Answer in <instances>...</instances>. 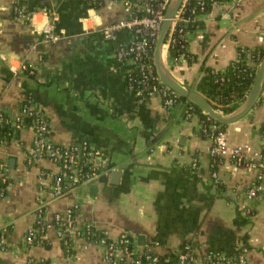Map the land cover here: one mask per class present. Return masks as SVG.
<instances>
[{"label":"crops","instance_id":"obj_1","mask_svg":"<svg viewBox=\"0 0 264 264\" xmlns=\"http://www.w3.org/2000/svg\"><path fill=\"white\" fill-rule=\"evenodd\" d=\"M17 5L34 10L33 19L20 17ZM129 11L123 0L99 7L84 0H0V114L14 117L31 101L49 118L54 143L87 142L103 153L97 174L52 196L49 185L60 164L49 156L29 159L35 129L20 127L10 139L0 135V164L12 178L7 195L0 196V264H113L98 242L69 233L72 252L64 247L55 215L76 203L77 226L90 223L113 238L128 232L140 252L151 251L163 262L177 264L190 248L195 264H205L213 252L264 264V173L259 177L262 157L255 155L264 145V85L252 117L227 122L222 133L227 146L241 147L259 167L225 156L216 183L213 140L199 133L200 113L191 101L181 96L170 108L151 87H130L134 63L116 53L130 42L131 30H120L116 38L102 31ZM199 18L203 26L188 34L193 57L173 60L163 46L166 65L188 88L203 66L225 69L239 48L264 44V0L217 2ZM49 21L61 36L56 41L45 37ZM23 59L37 63L34 75L19 68ZM255 183L262 188L249 197ZM41 201L49 246L26 238Z\"/></svg>","mask_w":264,"mask_h":264},{"label":"built area","instance_id":"obj_2","mask_svg":"<svg viewBox=\"0 0 264 264\" xmlns=\"http://www.w3.org/2000/svg\"><path fill=\"white\" fill-rule=\"evenodd\" d=\"M130 8L128 16L102 26L103 33L111 38H116L118 32L122 29L131 30L130 42L126 45L122 44L118 47L117 57L122 60L131 61L134 63V68L128 75L130 87L136 90H141L151 87L158 94L164 97V104L172 107L175 102H179L180 94L170 88L161 78L157 71L154 60L155 42L160 33L165 13L171 0H123ZM214 4L217 3L213 0ZM199 12L197 16L206 12L204 1L199 2ZM185 0L179 7L171 27L168 32V40L164 42L165 50L170 52V46L175 42L176 38L173 33L176 30V24L179 20H188L184 17L183 10ZM17 14L27 21L33 19L35 11L29 10L24 6L17 5L15 7ZM196 11V9H194ZM45 37L48 40L56 41L61 36L54 30L52 21H49L44 27ZM181 57H193L192 54L186 55L182 53L177 56H172L173 60H179ZM19 68L30 75L37 72V63L23 59L20 61ZM191 104V109H194L195 104ZM220 111V110H218ZM203 112L207 114L204 110ZM222 114L223 111H220ZM208 115V114H207ZM25 116H32L33 122L31 126L35 129L34 143L29 151V158L37 160L41 156H49L60 164L61 170L53 175L50 183V194L52 196H59L65 192L72 191L80 184L85 182L92 174H97L100 170V165L96 159L103 156L102 150L94 148L87 142L78 144H57L50 138V121L46 117L42 108L37 107L31 101L25 102L20 110L11 118V123L17 127H23ZM208 118L212 119L209 115ZM3 120V114H0V121ZM206 130V129H204ZM224 132V131H223ZM211 136L213 144L211 147V155L224 158L228 156L238 165L250 164L257 167L258 161L248 160L241 147L231 149L223 141L222 133ZM255 155L259 159L263 156L261 150L256 151ZM197 161V158H195ZM197 162L194 163L196 165ZM262 165V163H261ZM4 162L0 164V175H7ZM259 167V166H258ZM212 177L216 183L219 182L217 170L211 172ZM260 172L259 177H262ZM261 184L255 183L248 189L249 197L256 196ZM78 204L67 208L64 211H59L55 215V223L59 237L64 239L66 233H72L80 238L88 240L89 242L100 243L105 250V257L113 264H173L171 262H163V260L151 251L140 252L136 248L135 239L128 232H123L117 237H108L104 235L99 240L90 239L93 234V225L87 223L84 226H77L76 218L78 215ZM45 212L44 202L38 208L35 224L31 226L27 234V243L32 244L36 238L44 237L45 225L42 224ZM67 239L63 243H67ZM33 259H31L32 261ZM30 261V262H31ZM246 258L243 254L228 255L223 252H213L205 257V264H246ZM177 264H195V255L192 249L187 248L180 254V259Z\"/></svg>","mask_w":264,"mask_h":264},{"label":"trees","instance_id":"obj_3","mask_svg":"<svg viewBox=\"0 0 264 264\" xmlns=\"http://www.w3.org/2000/svg\"><path fill=\"white\" fill-rule=\"evenodd\" d=\"M84 1L91 2L99 7L105 0ZM200 1L205 2L206 11H209L214 5L213 0H185V6L182 14L184 17L188 18V20H179L176 24V30L173 33L176 40L170 46L171 57L182 53L191 56L188 51V34L203 26V21L197 16ZM216 1L221 2L226 0ZM194 9H196V11H194ZM168 37L169 36L167 35L165 41L168 40ZM263 58L264 44H260L254 48L241 47L239 48L238 56L233 59L225 69H217L208 65L203 66V74L197 83L191 88L203 94L216 110L223 111L224 114L233 112L239 108L247 98L254 82L258 67ZM194 107V109L200 113L201 125L198 131L203 137L215 136L226 130L228 123H222L210 119L198 105H195ZM11 118L12 117L10 115L3 114V120L0 122V135L2 138L10 139L11 135L19 130V127L14 126L11 123ZM32 122V116H25L23 125H31ZM260 131L264 136V123L260 126ZM261 152L263 155L261 158V171L264 172V145ZM222 160L223 159L219 156L211 155V171L218 170V166ZM11 180L12 178L9 177V175H0V196L7 195L8 185ZM42 224L46 226L44 220ZM92 229L94 233L89 236L90 239L99 240L105 235L100 229L95 227ZM64 239H67L68 241L67 243H63L64 247L68 251L72 252V242L68 233L65 234ZM64 239H62V241H64ZM33 243L49 246L50 240L46 237H39L36 238ZM30 263L49 264V259H33Z\"/></svg>","mask_w":264,"mask_h":264},{"label":"water","instance_id":"obj_4","mask_svg":"<svg viewBox=\"0 0 264 264\" xmlns=\"http://www.w3.org/2000/svg\"><path fill=\"white\" fill-rule=\"evenodd\" d=\"M183 1L184 0H171L170 4L167 7L165 19L163 21L160 33L155 42L154 60L157 71L160 74L162 80L170 88L177 91L180 96L187 98L195 105H198L215 121L227 123L237 120L238 118L246 115L247 113L250 117H252L253 114L249 111L258 103L264 85V58L258 67L254 82L252 84L249 94L247 95V98L239 108L227 114H222L220 111L216 110L208 101V99L200 92L181 84L173 76L172 72L166 65L163 57V45L171 27L172 21Z\"/></svg>","mask_w":264,"mask_h":264}]
</instances>
